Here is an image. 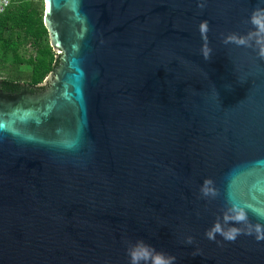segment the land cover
Returning a JSON list of instances; mask_svg holds the SVG:
<instances>
[{"label": "water", "instance_id": "95a60500", "mask_svg": "<svg viewBox=\"0 0 264 264\" xmlns=\"http://www.w3.org/2000/svg\"><path fill=\"white\" fill-rule=\"evenodd\" d=\"M44 3L46 90H0V264H129L138 239L264 264L255 234L205 236L230 200L264 224V59L224 43L264 0Z\"/></svg>", "mask_w": 264, "mask_h": 264}, {"label": "trees", "instance_id": "16d2710c", "mask_svg": "<svg viewBox=\"0 0 264 264\" xmlns=\"http://www.w3.org/2000/svg\"><path fill=\"white\" fill-rule=\"evenodd\" d=\"M44 12V0H12L0 15V73L11 71L1 79L4 91L17 92L22 83L37 86L57 66Z\"/></svg>", "mask_w": 264, "mask_h": 264}, {"label": "clouds", "instance_id": "9594fccd", "mask_svg": "<svg viewBox=\"0 0 264 264\" xmlns=\"http://www.w3.org/2000/svg\"><path fill=\"white\" fill-rule=\"evenodd\" d=\"M204 5L201 4L200 7ZM254 30L246 35L230 34L224 39V43H234L238 46L254 47L259 58L264 59V7L255 8L249 19ZM202 32H207V23H202ZM210 50L206 49L204 58L209 59ZM200 192L203 197H215L217 190L211 178L204 180ZM229 206L223 210L222 216H217L213 225L205 231V236L209 240L215 241L217 235L226 241L234 242L239 235H253L257 240H264V224L253 225L249 222L247 212L239 204L229 201ZM235 225H240L235 226ZM188 244L193 242L192 237H188ZM126 251L129 257V264H176V257L165 252L158 251L154 246L138 239L135 242L126 240Z\"/></svg>", "mask_w": 264, "mask_h": 264}, {"label": "flooded vegetation", "instance_id": "af4514ba", "mask_svg": "<svg viewBox=\"0 0 264 264\" xmlns=\"http://www.w3.org/2000/svg\"><path fill=\"white\" fill-rule=\"evenodd\" d=\"M23 84L24 83L21 84V89L19 91H17V92L4 91V84H3L2 80H0V90H3L4 92H7V93L8 92H10V93H20V92H22L24 90H29V91H31L33 93H37V92H42V91L46 90V88H47V86H39V85H37V86L26 85L25 86Z\"/></svg>", "mask_w": 264, "mask_h": 264}, {"label": "built area", "instance_id": "2783aa9c", "mask_svg": "<svg viewBox=\"0 0 264 264\" xmlns=\"http://www.w3.org/2000/svg\"><path fill=\"white\" fill-rule=\"evenodd\" d=\"M12 0H0V15L4 14L10 7Z\"/></svg>", "mask_w": 264, "mask_h": 264}, {"label": "rangeland", "instance_id": "374dc122", "mask_svg": "<svg viewBox=\"0 0 264 264\" xmlns=\"http://www.w3.org/2000/svg\"><path fill=\"white\" fill-rule=\"evenodd\" d=\"M9 68H11V67H9ZM10 73H11L10 69H8L7 71H4V72L0 73V80L1 79H4V78H7Z\"/></svg>", "mask_w": 264, "mask_h": 264}]
</instances>
